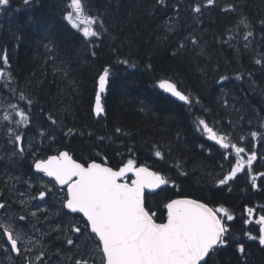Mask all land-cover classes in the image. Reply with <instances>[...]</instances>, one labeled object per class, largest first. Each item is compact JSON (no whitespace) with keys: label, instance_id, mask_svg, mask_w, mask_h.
Returning <instances> with one entry per match:
<instances>
[{"label":"trees","instance_id":"16d2710c","mask_svg":"<svg viewBox=\"0 0 264 264\" xmlns=\"http://www.w3.org/2000/svg\"><path fill=\"white\" fill-rule=\"evenodd\" d=\"M68 3L0 5V69L8 71L6 78L0 75V189L29 171L33 159L62 150L80 163L112 168L131 159L170 180L147 198L156 221L165 220L164 204L175 197L221 204L235 214L227 223V243L209 264H264V246L249 238L256 230L244 223V208L252 204L264 215V0H84L88 14L104 23L103 29L93 25L100 35L89 42L64 19ZM197 4L199 13L193 11ZM242 16L250 27L239 23ZM248 31L253 35L245 40ZM105 68L104 111L97 115ZM161 79L176 84L192 105L160 89ZM7 108L23 110L29 122L17 124L15 112L4 120ZM198 118L244 147V159L256 153L230 183L233 190L217 182L231 171L235 152L226 153L202 126L197 130ZM254 172L262 174L256 181ZM238 244L245 246L243 254Z\"/></svg>","mask_w":264,"mask_h":264},{"label":"snow or ice","instance_id":"6c2138e0","mask_svg":"<svg viewBox=\"0 0 264 264\" xmlns=\"http://www.w3.org/2000/svg\"><path fill=\"white\" fill-rule=\"evenodd\" d=\"M24 2L27 4L29 0H24ZM8 3L9 0H0V5ZM156 3L163 4L164 0H156ZM206 3L212 5L214 0H206ZM66 7L70 10L66 11L64 19L73 29L80 32L86 42H89V38L100 35V32L92 26L98 24L99 28L103 29L102 17L88 14L84 0H69ZM193 11L199 13L201 5L197 4ZM246 19L242 16L239 23L248 28L250 25ZM260 23L264 25V20ZM81 24L86 26L81 28ZM171 30L169 27V31ZM252 35L253 33L248 31L244 39L247 40ZM196 42L193 40V43ZM262 59H257L255 62L261 64ZM120 62L128 63L127 60ZM4 63H8L6 57ZM109 74V69L105 68L99 76V90L96 93L94 109L97 115L104 111L101 105V93L108 83ZM0 75H4L3 71H0ZM241 78V75L237 74L236 79ZM220 79L223 81L228 77L221 76ZM157 86L180 101L192 105L193 101L190 96L185 95L169 79L159 80ZM24 98L21 94L20 99ZM16 115L21 118L17 124L29 122V116L23 110L18 111ZM10 119L11 117L7 115L4 117V120ZM52 122L56 123L55 120ZM200 126L203 127L205 133L209 134L208 138L214 140L226 153L230 149L235 152L236 161L231 171L217 182L218 185H227L244 168L245 160L242 154L246 152V149L231 143L229 135H218L204 119L198 118L197 130H200ZM71 131L72 129H69V132ZM119 131L120 129H117V132ZM250 135L255 139L257 132H251ZM14 139L19 144L21 136L15 135ZM9 142L11 143L12 140L10 139ZM20 151L23 153L22 148ZM155 155L160 157L161 153L157 151ZM223 159L231 163L229 154L223 155ZM256 159V153L252 152L246 163L250 166ZM34 168L37 172L53 178L56 185L61 188L66 187L67 193L63 198V208L67 209L65 215L79 213L84 218L83 231L79 223H70L62 230L65 232L66 244L75 246L81 253L75 258L67 257L72 264H96V256L100 257V264H209L212 256L227 243L226 235L229 233V228L226 227L225 218L231 221L233 216L223 207L214 209L194 199H171L164 204L167 210V222L156 223L154 220L156 213L148 207L147 198L156 194L155 190H163L161 186L169 185L170 180L156 172L149 171L146 167L134 168V162L131 159L118 171H114L111 167H104L96 162L84 166L73 160L67 151H62L58 155L49 156L46 160L37 159L34 162ZM129 172H132L135 177L131 179V183L119 182ZM253 187L256 185L253 184ZM44 188L47 189L48 185L45 184ZM145 189L150 191L146 193ZM46 194L45 190H41L38 197H31V199L43 200ZM21 203L25 202L21 201ZM7 207L9 206L5 203H0V209ZM37 211H40L38 207ZM30 215L36 217L37 213L31 212ZM18 219L26 221L27 217L19 215ZM259 222L262 226L258 240L259 244L264 246V216L260 217ZM32 227L35 229V225ZM35 231L38 232L39 229ZM67 232L78 234L76 239L85 237L84 244L77 245L76 240L68 236ZM26 235L27 233L22 226L17 224L14 216L5 215L3 219H0V237H6L7 244L10 245V249L6 248V251L23 255L20 245L25 243L24 251L31 253L32 248L27 247L25 241ZM249 238L254 239L255 237ZM0 247H4L3 241H0ZM60 251L57 249L58 253ZM238 251L243 254L245 246L238 244ZM45 256L46 251H42L40 255L35 256V261L39 264H50V257L45 259ZM35 261L25 256L26 264H35Z\"/></svg>","mask_w":264,"mask_h":264},{"label":"flooded vegetation","instance_id":"af4514ba","mask_svg":"<svg viewBox=\"0 0 264 264\" xmlns=\"http://www.w3.org/2000/svg\"><path fill=\"white\" fill-rule=\"evenodd\" d=\"M59 152L50 155H55ZM50 155L40 156L37 159L45 160ZM37 159H33L30 162L32 168L29 171L22 172L19 178L9 179V185L5 186L4 191L0 189V203H5L9 206L5 209H0V219H3L5 215H12L16 218L17 224L22 226L27 233L25 241L27 242V247L32 248V252L29 253L24 251L25 243H21L20 245L23 255H17L16 253L6 251V248L10 249V245L7 244L6 237H0V241H3L4 243V247H0V264H26L25 256H28L35 261V256L40 255L42 251H46L45 259L50 257V264H72V261L68 260L67 257L73 256L75 258L76 256L81 255L80 251L75 246H69L66 244L65 232L62 230L70 223H79V226L83 231L85 227L84 218L78 213H68L65 215L67 209L63 208V198L66 196L67 189L66 187L61 188L59 185H56L55 180L48 178L44 173L34 171L33 166ZM88 162L82 164L86 166ZM261 176L262 174L254 172L250 177L253 178V181H256V178ZM234 179L225 185L228 191L233 190L230 183H233ZM130 180L131 177L123 179V181L126 182H129ZM45 184L48 185L47 189L44 188ZM254 184L256 185L255 188H257V183ZM41 190L47 192L46 197L43 200L31 199V197H38ZM22 193L23 195H21ZM21 201H24L25 203L22 204ZM37 207L40 211H37ZM218 207L226 208L221 204L218 206H212L214 209ZM249 209H251V211H249ZM258 209L259 208L256 204L244 208V213L247 216L244 223L251 224L256 230V236L251 233L250 237L258 238L260 234L261 224L259 221L260 217L264 215L260 214ZM31 212H36V217L31 216ZM19 215L26 216L27 220L19 221ZM231 215L234 219L235 214L233 213ZM228 222L230 221H227L225 218L226 227H228ZM32 225H35V229H39V231H35ZM67 235L72 236L76 240L77 245H83L86 239L83 236L76 239L78 234L72 232H67ZM57 249H60L61 251L58 253ZM95 260L96 264H100L99 256H96ZM35 264H39V262L35 261Z\"/></svg>","mask_w":264,"mask_h":264},{"label":"water","instance_id":"95a60500","mask_svg":"<svg viewBox=\"0 0 264 264\" xmlns=\"http://www.w3.org/2000/svg\"><path fill=\"white\" fill-rule=\"evenodd\" d=\"M163 90V89H162ZM166 93H168V92H166ZM170 96H172L171 95V93H168ZM173 98H175L177 101H179V102H182V103H185V102H183V101H180L177 97H174V96H172ZM64 151V150H63ZM60 152H62V151H60ZM59 154V153H58ZM58 154H55V155H58ZM69 154V153H68ZM50 156H52V155H50ZM69 156L70 157H72L70 154H69ZM49 157V156H48ZM47 157V158H48ZM46 158V159H47ZM45 159V160H46ZM72 159L73 160H75L73 157H72ZM76 161V160H75ZM77 163H80V162H78V161H76ZM92 162H96V163H99V164H101L102 166H104V167H111V166H109L108 164H106V163H104V162H101V161H89L88 163H92ZM87 163V164H88ZM82 164V163H81ZM127 163H125V164H123V165H121V166H119L118 168H112L114 171H118L121 167H123L124 165H126ZM84 165V164H83ZM85 166V165H84ZM87 166V165H86ZM139 167H146V168H148L149 169V171H153V172H155L154 170H152L150 167H148V166H146V165H141V164H136V163H134V168H139ZM33 169H34V171H36L35 170V168H34V166H33ZM157 173V172H156ZM157 174H159V173H157ZM128 176H130L131 177V179H134L135 177H134V175H133V173L132 172H129V173H127L126 175H125V177L124 178H126V177H128ZM48 177V176H47ZM48 178H50V177H48ZM124 178H122L119 182H121V183H124V182H126V181H123V179ZM53 179V178H52ZM127 183H131V180L129 181V182H127ZM164 186H161V188H163ZM150 190H148V189H145V192L147 193V192H149ZM158 191H160V190H155V192L157 193ZM172 199H194V198H191V197H175V198H172ZM171 200V199H170ZM194 200H197V199H194ZM198 202H201V203H204V202H202V201H199V200H197ZM168 202V201H167ZM166 202V203H167ZM206 204V203H205ZM208 207H211L210 205H208V204H206ZM212 208V207H211ZM165 211H166V217H165V220L164 221H162V222H158V221H156L155 219V222L156 223H166L167 222V210L165 209ZM79 214V213H78ZM82 215V214H81ZM262 226V225H261Z\"/></svg>","mask_w":264,"mask_h":264},{"label":"rangeland","instance_id":"374dc122","mask_svg":"<svg viewBox=\"0 0 264 264\" xmlns=\"http://www.w3.org/2000/svg\"><path fill=\"white\" fill-rule=\"evenodd\" d=\"M85 26H86L85 24H81V25H80L81 28H83V27H85ZM92 27H93V26H92ZM0 71H3V73H4V75H1L2 77L6 78V77L8 76V71H7L5 68H1ZM11 110H13V109H12V108H9V109L7 108V109L3 112V114H4L5 116H6V115H7V116H10L13 112H15V113L18 112V111H13V112H12ZM14 110H15V109H14ZM16 116H17V119H18V121H19V120L21 119L20 116H18V115H16ZM247 156H249V155H247ZM243 159H244V158H243ZM247 159H248V158L244 159V160H245V165L247 164V163H246V162H247ZM245 165H244V166H245Z\"/></svg>","mask_w":264,"mask_h":264},{"label":"bare ground","instance_id":"6f19581e","mask_svg":"<svg viewBox=\"0 0 264 264\" xmlns=\"http://www.w3.org/2000/svg\"><path fill=\"white\" fill-rule=\"evenodd\" d=\"M258 30V29H257ZM245 134V133H244ZM251 143V142H250ZM263 154V153H262ZM260 155V154H259ZM262 156V155H261ZM263 158V157H262ZM261 158V159H262ZM264 159V158H263ZM229 169V168H228ZM37 180V179H36ZM39 180V179H38ZM244 180V179H243ZM243 182V181H242ZM246 182V181H245ZM16 183V182H15ZM244 184V183H243ZM250 184V183H249ZM264 184V183H263ZM241 185V184H240ZM255 188V187H254ZM240 189V188H239ZM252 189V188H251ZM255 190H256V188H255ZM259 203V202H258Z\"/></svg>","mask_w":264,"mask_h":264}]
</instances>
